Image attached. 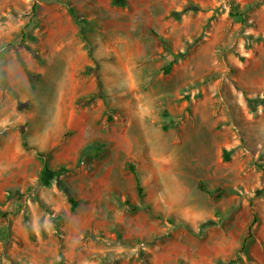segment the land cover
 I'll return each instance as SVG.
<instances>
[{"label": "rangeland", "instance_id": "1", "mask_svg": "<svg viewBox=\"0 0 264 264\" xmlns=\"http://www.w3.org/2000/svg\"><path fill=\"white\" fill-rule=\"evenodd\" d=\"M0 264H264V0H0Z\"/></svg>", "mask_w": 264, "mask_h": 264}, {"label": "trees", "instance_id": "2", "mask_svg": "<svg viewBox=\"0 0 264 264\" xmlns=\"http://www.w3.org/2000/svg\"><path fill=\"white\" fill-rule=\"evenodd\" d=\"M253 6H248V8H251ZM186 11V10H184ZM68 12L71 16V18L73 19L74 23L78 26V29H79V32H80V35L82 36V38L84 37V34H86L89 29H91V24L90 23H87V22H84L82 20V18L71 8H68ZM182 14H183V11H182ZM230 15L232 16H236L238 17L239 19H243V16H244V13H235V14H232V12L230 13ZM96 84H97V87H96V93L95 95L89 99L86 104H90L92 103L95 99H98L100 97V91L102 89V84H101V81L99 80V78L97 77L96 78ZM101 145L100 144H95V145H90V146H87L80 154L79 156V160L80 162H86L90 159H93V158H97L99 156L102 155V149H101ZM130 169H132L133 171V168L131 167ZM135 176V174H134ZM136 180V186H137V190L139 191L140 188L138 186V181L137 179ZM59 189L63 192V194L66 196L67 198V201L68 203L70 204V210H73L74 207H75V202L72 200V198L70 197V195L68 194V192L66 191V189L64 188V186L62 184H60L59 186Z\"/></svg>", "mask_w": 264, "mask_h": 264}]
</instances>
